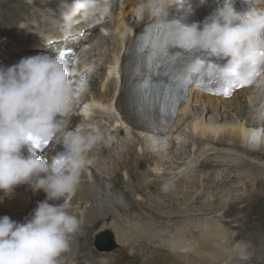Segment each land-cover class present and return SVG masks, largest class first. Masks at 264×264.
Returning a JSON list of instances; mask_svg holds the SVG:
<instances>
[{"label":"bare ground","instance_id":"bare-ground-1","mask_svg":"<svg viewBox=\"0 0 264 264\" xmlns=\"http://www.w3.org/2000/svg\"><path fill=\"white\" fill-rule=\"evenodd\" d=\"M116 1L117 0H109L107 4L101 6V0H87L85 2L79 0L76 5L70 4L68 0H0V13L2 14L3 8L4 11H7V8L13 7V12H11L13 16L9 20L13 29L10 31H14V33H12L13 36L17 34L19 38L25 40L27 35L31 33L32 27L37 26L39 20L37 19L35 12H38L39 10L42 12V17H51L50 14L53 12L58 14V16H61L68 11L80 8H85L92 14L100 13L105 16L108 14L107 10L109 7L115 8ZM255 1L264 5V0ZM168 4V0H126L123 6L117 10L118 12L115 14L114 18L112 17L111 22L107 24L108 29L111 30L109 36L104 37L101 33L96 34L97 41L95 42H97V46L105 43L108 44L111 41L114 47L112 51H107V53H94L96 57L105 58V67L101 71V81L99 84L94 80L91 81L86 90L82 89L81 92L77 94V96L81 97L82 107L78 113L74 114L72 119L69 120L70 125L76 123H82L86 126L90 125L91 130H89L90 132L88 133H90L89 136L92 137L93 134L98 131V128L101 130L105 125H108L109 123L112 124L115 120V118L111 117V106L113 103H115L117 110L124 112V97L120 92V89H118V82L116 81V76L119 75L120 71L119 63L117 62L119 56L117 59L116 57L128 48V46L132 47L134 45L135 36L142 24L148 22L156 12L167 7ZM42 6H45L44 9L40 8ZM106 6L107 8L105 9ZM81 13L82 11L78 17H81ZM66 18L68 19L69 17L66 16ZM49 20L45 23H49ZM28 21H30V23ZM104 30L106 29L104 28ZM104 30L102 28V31ZM2 31L3 30L0 32L1 34ZM88 44L90 45L87 46V48L92 49L93 41ZM4 49L5 51H1L3 53L0 54V63H3L4 66L0 73V91L3 90L2 92L11 93L18 87L16 83H10V80L14 79V76L17 74V70L14 66L18 64V61L24 59L25 55L22 54L21 56H24V58H22L12 48L7 50L8 43L5 45ZM84 49L85 48H83V50ZM81 53L82 52H79L78 55ZM29 56L31 57V55ZM7 57L10 58L6 60ZM16 57L18 58L15 60ZM86 66L87 65L83 68ZM88 89L93 90L96 95L94 94L95 96L93 98L86 100L85 94ZM19 90H21V87ZM130 109L137 117L145 120L147 124L155 122L153 120L156 119L155 114L148 110L144 102L140 100H132L130 102ZM252 109L255 111L253 112ZM254 115L260 118L259 121H252L254 120L252 119ZM229 116L235 118V121L230 124L227 121ZM95 122H98V124H94ZM111 127H113V125H111ZM115 127H117L116 130L120 129L117 124ZM151 128L158 130L155 127ZM124 132L127 134V130ZM167 132L168 134L166 133L164 137L156 138L151 137L144 132L134 130L129 131L128 135L131 137V144L128 147L125 158L132 156L133 161L132 171L124 174L126 183L131 179H135V189L146 191L151 184L160 181L161 179L163 180L161 175H164V173H171V175H175V179H177L181 173L186 174L190 170L192 171L195 169L196 166H203L205 164L204 160L209 157L215 160L222 159L240 163L233 167L229 164L228 167L230 168L224 165L217 166V170L218 168H226L230 171L233 169L234 172L243 174L252 169L254 170L255 166L258 168V175L260 172L263 175L262 178H264V167L254 159L256 155L263 157L264 159V75L257 82H254L250 88L240 90L237 94L233 95L229 101H222L221 99H216L208 95H202L190 89L186 99L180 105L174 126L169 128ZM82 137L85 138L86 135L82 134ZM91 139L93 140V138ZM188 140L191 141V149H188V146L186 145ZM256 147H259L258 151H256ZM222 150L226 153L222 154ZM227 152H235V154L232 156V154H228ZM241 152L245 155L239 156ZM8 153L12 154L11 156L16 159V162L11 161L8 163L7 160L5 165L0 164V240L17 242L18 239L13 238L14 236L11 237L16 229L12 223L15 221H22L25 217L36 218L37 216H33L34 212H37V215H41V213H39L40 209L51 210V207L37 203L38 196L48 195L43 189V181L45 180L44 173L40 171L36 176L37 168H22L18 161L20 159L19 154L15 153L13 149H6L4 150L3 156H8ZM90 157L91 154H89V158ZM125 162L127 161H124V163ZM255 163H258V165ZM250 164L253 165V168L251 169H249ZM121 165L122 164H120V166ZM246 165H248V167H246ZM123 166L124 164L122 167ZM78 172L80 171L70 174L67 178V184L79 187L76 195L72 197L70 204L66 208L57 206L58 211H64V216L70 209V205L74 200L77 203H80L82 200L90 203L95 195V192L93 193L95 188H92V191L86 184L85 175L79 174ZM1 175H4L2 179L3 184ZM262 181H264V179H261L258 184L262 183ZM166 183H169V181H166ZM225 183L227 182H224V184ZM247 187V185L244 186L245 189ZM134 192H136V190H131L129 194ZM182 192L185 193L184 195H189V192H186V190H180V194ZM247 200L248 198L245 197L244 200L239 203L242 204ZM141 201L146 204V199L144 197H141ZM234 201L233 203H237ZM219 202L223 206L220 211L222 216L217 220L216 218H218V215H213L211 212L208 213L210 215H204L203 218L206 221L215 224H206L204 230L200 227L197 228L196 218L200 215V212H194V203L184 207L185 209L181 206L171 209V206L165 207L163 204H160V201L158 204L154 202L156 206H150L151 209L147 208V211L148 213H151L150 218L153 217L152 214L159 217L164 216L165 220H167V224L164 223L162 230H159L158 233L151 234L154 228H160L163 223L157 222L156 220L149 223L142 219V223H140L141 225L138 227V230L125 227L118 221H115L114 232L116 239L118 242L127 245H139L146 248L150 245H155L156 248L158 247L157 249L159 251L161 250L160 243L161 247L165 248L163 242L164 239H167L165 242L169 243L171 248V251L167 250V253H169L171 258L177 261L175 264H205L203 263L204 260H209V263L206 262L207 264H220L219 262L223 259L226 260L223 264H256V261L238 260V258H240L239 255L243 252V248L237 246L236 242V245H233L236 239L233 238L231 233L224 232L222 229H224L225 225L233 232H237L235 228L240 225L238 223V225L236 224L237 220L235 216L229 215L228 208L224 207L228 204L226 200L220 199ZM127 203L126 207L120 206L116 202H113L112 205L114 206L113 208L117 209L116 211L121 214L132 212L135 208L142 212L146 211L137 202H134L135 206L131 204V202ZM251 203L253 205L254 201ZM213 204L214 203L211 202L205 203L206 210H210ZM99 206H101V208L104 207V203L101 202ZM158 207L161 209L172 210V212L167 215L162 214L158 211ZM105 208L106 206L102 209L105 210ZM236 208H238L236 211H239L242 214L248 213L245 212V205H241V207L237 205ZM102 209V213H107L104 216L100 210L96 211L97 209L95 211H86V224H89V218L91 217L94 222L100 217H103V220L110 217V212L108 210L102 211ZM171 214L175 215L171 216ZM133 215L135 214L133 213ZM227 215L232 217L229 219H233L234 221L224 220ZM141 216H144V214ZM172 219H184L187 224L186 231L170 234L172 231L169 233V228H171L172 225L168 220L172 222ZM98 222L99 220L97 223ZM87 225L85 226L86 230L90 228L88 227L89 225ZM175 228H177V226ZM165 229H168V231ZM254 231L255 230L252 231V239L256 237ZM197 234L199 236H197ZM250 247L249 249L246 248V250L244 248V251H248V253L251 252ZM256 248H258V246H256ZM232 254H234L236 259L232 258ZM247 254L244 252V254H242L243 258L244 255ZM198 256H200L201 259H199ZM75 258L78 259L77 262L73 258L75 264H81L79 262L80 259L78 257ZM86 260V262H91L88 259ZM102 263L106 264V262ZM166 263L167 261L160 264Z\"/></svg>","mask_w":264,"mask_h":264},{"label":"rangeland","instance_id":"rangeland-1","mask_svg":"<svg viewBox=\"0 0 264 264\" xmlns=\"http://www.w3.org/2000/svg\"><path fill=\"white\" fill-rule=\"evenodd\" d=\"M68 1L70 2V4L76 5L79 0H68ZM101 1H102V4H101V6H102L103 4H107L109 0H101ZM125 1L126 0H117L115 8L109 7L107 10L108 14H106L105 16L98 13V15L100 17H102V19L105 21L102 22V25H100L101 29H97L90 36L91 42L93 41L92 49H90V51L92 53L99 54V53H107V51H112L114 45L111 41L108 44L105 43L103 45H101V44L98 45L99 47L97 46V42H95V41H97L96 40V34L101 33L102 36H104V37L109 36V34L111 33V30L108 29L107 24L109 22H111L112 17L114 18L115 14L118 12L117 10L123 6ZM41 5H39V6H41ZM44 7L45 6H42L40 8L44 9ZM12 8L13 7L7 8L6 9L7 11H4V8H3L2 14L0 13V32H1V30H3L2 34L0 33V54L5 51L4 48H5V45H7V43H6L7 39L9 40V39H14V38H19V36L17 34H15V36L11 37L12 33H14V31H10L13 28H12L11 24L9 23L10 18L13 16L11 14V12H13ZM106 8H107V6L105 7V9ZM41 14H42V12L40 10L38 12H35L37 19L42 20L44 22H48L50 17L49 16H43L42 17ZM82 14H83V12H82ZM14 16H16V15H14ZM28 22L30 23V21H28ZM102 28H103V30H104V28L106 30H104L102 32ZM9 36H10V38H9ZM104 49H105V51H104ZM1 51H3V52H1ZM9 58L10 57H7L6 60ZM3 68H4L3 63H0V73L3 70ZM102 69L92 79V81L93 80L96 81L97 84H99L101 81ZM94 94L95 93L93 90L88 89L86 91V94H85V99L89 100V99L93 98L96 95V94L95 95ZM227 101H229V99ZM254 111L255 110H253V112ZM252 119H254V120H252L253 122H256V121H259L260 118L254 115L252 117ZM227 121L230 124L231 122L235 121V118L232 116H229V119ZM94 124H98V122H95ZM98 130H100V128H98ZM186 145L188 146V149H191V141L190 140H188L186 142ZM225 147H227V146H225ZM258 150H259V147L258 148L256 147V151H258ZM221 153L225 154L226 152L223 151ZM227 153L232 154V156L235 154V152H227ZM237 154H239V153H237ZM242 155L244 156L245 154L243 152H241V154H239V156H242ZM256 156H255V158L254 157L253 158L256 159V161H258V163H261L262 166L264 167L263 157H260V156L256 157ZM250 158H252V157H250ZM245 160H246V158H245ZM123 161H127V162L124 163ZM123 161H122L123 163H121V164L122 165L124 164V166L122 167V165H121L118 174L115 176V178H112L111 180L106 179L104 177V175H102V174H98L95 176H92L89 174H86V175L84 174L86 184L90 187V189L92 191L95 188L93 191V193L95 192L94 193L95 195H94V198H92L90 203L83 201V200L80 203H77L74 200L72 202V204L70 205V209L65 214L66 223H65L64 228H63L64 239H63V244H62V251H63V257L67 258V260H69V258H70L68 256L75 258V257L81 256V255L82 256L84 255L83 257L85 260L88 259L91 261L90 258L95 259V260L92 259L94 264H103L102 262H106V264H160V263H163L165 261H167L166 264H175V263H177V261L175 259L171 258L169 253H167L168 247L165 246L166 248H162L161 243H160L161 250L159 251L157 249L158 247L156 248L155 245H152V246L150 245L149 247L146 248V247H142L139 245H132V244L127 245V244L118 242L116 239L115 232H114L115 221H118L119 223H121L125 227L133 228L135 230L139 229L138 227L141 225L140 223H142L141 222L142 219L145 220L146 222H149V223L153 222V220H156L157 222H163L160 228H154L153 232H151V234L158 233L159 230L163 229L164 223L167 224V220H165L164 216H161V217H163V218H161V217L156 216L154 214H152L153 217L150 218L151 213H148V211H147V208L151 209L150 206H156L155 203L158 204V202L160 201L161 202L160 204H163L165 207L171 206V209L178 208V206H180V205L176 204L175 201L179 200V198H178L179 195H182V197L185 198V201L181 204L182 205L181 207H183V208L190 205V204H193L194 203V196H196L197 200L200 202V204L205 202L206 199H210V201L207 200V202L215 203V205H212V207L216 211L217 210L221 211V208H223V206L219 202L220 199L225 198L226 194L230 191L236 195L241 191L243 192V190L237 191V190H239L237 188L239 187L238 183L240 182V180L246 177V179L242 180L243 183L241 182V185L247 184L249 186V189H254V190L248 192L247 196H245L246 198H248V200L245 201L244 203L240 204L237 200H235L233 198V196H226L225 200L228 203V204L226 203L228 206L225 205L224 207L228 208L229 215H232V216L234 215L236 220H237V223L240 225V226H237L235 228V230H237V232L234 231L235 235L238 234L237 238H235L236 239L235 242H236L237 246H239L241 248L246 247L247 249H249V247L251 246L250 247L251 252H249V253H248V251L241 252L242 254H244V252H245V254H247V253L249 254V255L247 254L248 256L244 255V259L246 261L247 260L256 261V264H259V263L264 264V181H262V183L258 184L260 182V180L264 179V178H262L263 175L260 172L258 175V171H257L258 168H256L254 166V170L252 169L249 172L243 173V176H245V177H243V176L237 177V174H236L235 175L236 180L233 179L230 182V184H228V187H230V189L217 188V186L214 183L216 181H219L221 179L226 178V177H224L225 175L223 174V170L227 171V169L226 168H222V169L218 168V170H217L216 167L222 166V165L228 167L229 164L232 165L231 167H233L234 165H236V164L238 165L240 163L222 160V159H216L215 160V159H212L211 157H209V158L204 160L205 164L203 166H198V167L196 166V168L193 169L194 171L190 170L191 172L189 171L186 174L181 173V175L178 176L177 179H175L174 175L168 176L169 178L174 177L175 180H171L173 182H177L179 180V182L176 185L179 186L183 190H184V188H187L186 192H189V195H184L185 193H183V192L180 194V191L178 193H176L175 190H169L163 194L161 193L160 196H156L155 193H152L151 199H149V196H148L149 193L148 192H150V188H152L155 183L151 184L150 187H148V189H146V191L145 190L142 191L140 189L139 190L135 189L136 188L135 179H131L128 183H126V180L124 178V174L132 171V161H133L132 156L128 157V158H124ZM258 163H255V164L258 165ZM246 167H248V165H246ZM249 167H250L249 169H251V168H253V165L250 164ZM22 168L27 169L29 167H22ZM228 168H230V167H228ZM231 170L233 171V169H231ZM232 171H230V172L235 173L234 171L233 172ZM235 171H239V170H235ZM218 172L220 173L219 179L216 178V175L218 174ZM1 177H2L1 178V180H2L4 175H1ZM204 177H207L206 178L207 181H206V179H203ZM225 180H227V179H225ZM227 181H222V183L224 184V182H227ZM164 182H165V186L168 189H170L169 183H166V181H164ZM183 182L185 184H187L186 186H188V187H184ZM2 184H3V180H2ZM226 184L227 183H225L224 185H226ZM234 187H236L235 192L233 189ZM76 188H77V190L79 189V187H76ZM241 188L243 189L244 187L241 186ZM155 189L156 188H154L153 190H155ZM131 190H136V192L129 194V192ZM190 190H191V194L193 197L190 194ZM203 194H204V198H203ZM255 196H257L258 198ZM105 197H107V198H105ZM141 197H144L146 199V204L141 201V199H140ZM163 198H167V199L165 201H163ZM105 199H106V201H105ZM107 199H108V202H107ZM250 199H252V200H250ZM213 200H215V201H213ZM231 200H232V202H231ZM112 201L114 203L115 202L118 203L120 206H123V207L127 206V204H128L127 202H131V204H133L134 206H135L134 202H137L146 211L142 212L141 210L135 208L132 212L121 214L118 211H116L117 209L113 208L114 206L112 205V203H113ZM233 201L237 202V203H233ZM253 201H254V204L252 205L251 202H253ZM101 202L104 203V207L106 206L105 210L102 209L104 207L101 208V206H99ZM207 202H205V203H207ZM178 203H181V201H179ZM138 204H136V205H138ZM237 205L240 207H241V205L242 206L245 205V212H248V213L242 214L239 211H236V210H238V208H236ZM197 206H199V204ZM107 208H109V209H107ZM183 208H181V209H183ZM101 209H102V211L108 210L110 212V215H109L110 217H107L105 220H103L104 219L103 217H100L95 222L92 221V217H91V218H89L90 220H89V224H88L89 226H88L86 224V220H85L86 211H92V210L98 211V210H100V212H101ZM165 210H168V209H165ZM165 210L163 211L162 209H160L158 207V211L161 212L162 214H164L163 212H165ZM195 211L200 212L199 209H195ZM133 213L135 215H133ZM141 213L144 214V216H141L142 215ZM156 213L159 214L158 212H156ZM102 214L104 216L107 213L104 212ZM111 214H112V216H111ZM229 215H227V217H229ZM229 218H232V217H229ZM98 220H99V222L97 223ZM196 220L198 222L201 221V216L198 215ZM173 221H174V223H173L172 227L169 228V230L172 232L176 229L175 227L180 224L179 220H177V219H173ZM180 221L182 222L181 225L186 224L184 219H182ZM177 222H178V224H177ZM86 225L88 227H90L87 230L85 228ZM166 230H168V229H166ZM253 230H255L254 233L256 234V237L252 239L251 235H252ZM111 242H112V245L114 247L111 250L106 251V249L111 246ZM236 244H234V245H236ZM249 244H250V246H249ZM256 246H258V248H256ZM259 248H260V250H259ZM255 250L257 253L255 252ZM101 253L103 254L102 257H104L106 260H100L101 259L100 258ZM242 254H240L239 257L243 258ZM85 255H88L90 258H86ZM253 255H254V258H253ZM61 256H62V253H61ZM245 256H247V257H245ZM111 258H113L112 259L113 261H110ZM70 259H73V258H70ZM225 262H226V260L223 259L219 263L223 264ZM203 263H206V260H204ZM199 264H201V263H199Z\"/></svg>","mask_w":264,"mask_h":264},{"label":"water","instance_id":"water-1","mask_svg":"<svg viewBox=\"0 0 264 264\" xmlns=\"http://www.w3.org/2000/svg\"><path fill=\"white\" fill-rule=\"evenodd\" d=\"M114 246L112 245V242H111V246L109 248L106 249V251L108 250H111Z\"/></svg>","mask_w":264,"mask_h":264}]
</instances>
